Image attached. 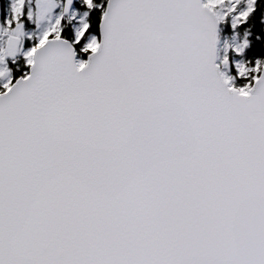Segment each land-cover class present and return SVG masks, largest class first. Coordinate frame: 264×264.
<instances>
[{
    "label": "snow or ice",
    "instance_id": "snow-or-ice-1",
    "mask_svg": "<svg viewBox=\"0 0 264 264\" xmlns=\"http://www.w3.org/2000/svg\"><path fill=\"white\" fill-rule=\"evenodd\" d=\"M0 264H264V0H0Z\"/></svg>",
    "mask_w": 264,
    "mask_h": 264
}]
</instances>
